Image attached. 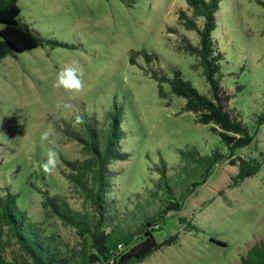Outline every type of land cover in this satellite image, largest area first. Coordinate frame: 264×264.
Segmentation results:
<instances>
[{"label":"rangeland","instance_id":"374dc122","mask_svg":"<svg viewBox=\"0 0 264 264\" xmlns=\"http://www.w3.org/2000/svg\"><path fill=\"white\" fill-rule=\"evenodd\" d=\"M18 6L21 21L44 38L67 46L44 43L0 59V194L9 188L19 210L45 226L69 254L80 250L83 237L57 217H46L42 207L47 189L66 197L74 210L92 213L89 198L61 172L69 169L63 159L87 158L67 130L85 135L91 117L103 137L111 116L118 114L123 131L119 143L129 157L110 165L111 198L120 206L129 204L124 214L132 209L133 195L152 189L161 177V160L173 183L180 149L194 145L208 154L220 146V139L213 124L197 123L192 112L183 110L184 99L171 93L167 83H162L159 93L151 76L150 71L159 67L168 76L176 68L198 91L208 94L197 57L181 47L182 37L194 45L198 42L196 33L186 30L178 18L179 10L189 12L184 0H18ZM263 28L264 0H220L211 35L224 57L221 84L233 94L230 108L254 133L256 148L236 151L244 157L264 152V123L257 124L264 111ZM139 50L156 56L147 62L139 54L131 64L130 53ZM73 59L84 69L80 94L53 86L57 73ZM58 103L72 105L75 113L84 116V123L75 124L74 115L57 109ZM45 130L51 132L60 159L52 174L40 168L50 146L40 139ZM219 162L183 207L166 215L153 232L157 242L169 236L175 241L136 264H234L250 245L264 238V164L256 174L231 186L237 166ZM181 217L186 221L181 222ZM191 224L196 229L189 231ZM2 231L5 240L6 227ZM1 250L6 261L28 264L12 240L2 243Z\"/></svg>","mask_w":264,"mask_h":264},{"label":"trees","instance_id":"16d2710c","mask_svg":"<svg viewBox=\"0 0 264 264\" xmlns=\"http://www.w3.org/2000/svg\"><path fill=\"white\" fill-rule=\"evenodd\" d=\"M184 1L189 12L179 10L178 18L186 30L196 33L198 42L194 45L187 37H182L181 47L197 57L196 66L202 68L208 94L198 91L176 68L171 69V76L160 67L150 72L159 85V93H163L162 83H167L171 93L184 99L183 110L192 112L197 123L214 125L212 131L218 134L220 146L211 149L208 154H201L194 145L180 149V164L175 168L173 183L167 174L166 162L161 160V177L152 189L135 193L133 197L136 200L129 201L133 203L132 209L124 214L129 204L120 206L111 198L114 171L110 165L113 161L129 157L119 143L123 136L119 116L117 113L111 116L109 131L103 137L99 135L96 121L88 118L85 135L71 128L66 131L69 137L82 145L87 158L83 162L63 159L69 169L62 168L61 172L71 185L89 198L91 215L74 210L66 197L49 194L47 189L42 200L44 215L48 218L55 216L65 225L75 228L84 239L82 247L69 254L63 251L55 237L46 232L45 226L30 221L19 210L16 195L5 188L0 194V264H20L6 261L1 255L2 243L9 244L11 240L28 264H136L154 250L175 241L173 236H169L157 242L153 232L160 228L166 215L183 207L184 200L197 186L206 182L219 161L225 160L237 166L231 186L238 185L260 170L264 164V152H260L259 157L236 154L240 148L254 146L255 140L254 133L236 110L230 108L233 94L227 93L221 84L220 62L224 57L211 35L216 27L220 0ZM19 12L18 0H0V59L44 43L67 46L41 36L19 19ZM139 54L147 62L156 56L139 50L130 53L129 62L134 64L135 56ZM262 123L264 111L257 117L258 126ZM180 221L186 220L181 217ZM3 227H6L8 235L5 240L2 239ZM194 229V224L187 226L189 231ZM118 244L121 245L119 249ZM234 264H264V238L250 245Z\"/></svg>","mask_w":264,"mask_h":264},{"label":"clouds","instance_id":"9594fccd","mask_svg":"<svg viewBox=\"0 0 264 264\" xmlns=\"http://www.w3.org/2000/svg\"><path fill=\"white\" fill-rule=\"evenodd\" d=\"M84 69L79 60L73 59L70 63L66 64L56 75L54 87L57 89H64L73 94H80L84 91ZM57 109H62L69 114L74 115V123L81 125L84 123V116L82 114L75 113L72 109V105L68 103H58ZM51 132L45 130L41 133L40 139L47 141L49 147L45 153V161L40 165L41 170L46 174H52L58 168L60 163L59 154L55 147V140L50 139Z\"/></svg>","mask_w":264,"mask_h":264},{"label":"built area","instance_id":"2783aa9c","mask_svg":"<svg viewBox=\"0 0 264 264\" xmlns=\"http://www.w3.org/2000/svg\"><path fill=\"white\" fill-rule=\"evenodd\" d=\"M119 248H121V245H120V244H118V249H119Z\"/></svg>","mask_w":264,"mask_h":264}]
</instances>
